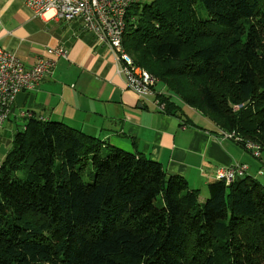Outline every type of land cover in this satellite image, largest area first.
<instances>
[{
	"label": "trees",
	"instance_id": "16d2710c",
	"mask_svg": "<svg viewBox=\"0 0 264 264\" xmlns=\"http://www.w3.org/2000/svg\"><path fill=\"white\" fill-rule=\"evenodd\" d=\"M122 47L160 112L182 109L157 86L264 151V0L135 2ZM0 264H264V189L213 181L200 203L138 152L31 118L0 163Z\"/></svg>",
	"mask_w": 264,
	"mask_h": 264
},
{
	"label": "crops",
	"instance_id": "0c3cea01",
	"mask_svg": "<svg viewBox=\"0 0 264 264\" xmlns=\"http://www.w3.org/2000/svg\"><path fill=\"white\" fill-rule=\"evenodd\" d=\"M56 47H63L67 58L56 61L36 90L15 97L0 129V163L29 120L21 114L28 112L32 119L61 123L122 151L138 152L202 195L218 168L234 164H246V175L264 189V151L254 159L199 114L173 116L138 99L108 46L85 31L79 19L57 23L49 14L34 15L21 0H0L1 51L28 69Z\"/></svg>",
	"mask_w": 264,
	"mask_h": 264
},
{
	"label": "built area",
	"instance_id": "2783aa9c",
	"mask_svg": "<svg viewBox=\"0 0 264 264\" xmlns=\"http://www.w3.org/2000/svg\"><path fill=\"white\" fill-rule=\"evenodd\" d=\"M21 2L36 16L49 14L53 22H71L79 19L85 31L90 32L99 43H105L116 63L120 66L118 73L124 76L126 86L138 99L149 102L159 111L164 105L156 95L153 87L156 80L143 69L133 65L132 60L124 52L122 37L125 28V17L135 0H21ZM68 52L63 47L50 48L45 56L33 67L25 68L14 55L0 50V129L7 122L15 97L21 92H31L38 88L45 76L54 69L58 59H66ZM239 107L235 106L234 111ZM21 117L31 119V113H22ZM41 122L44 120L39 119ZM224 139H230L243 146L254 159H259L260 147L251 142L243 141L231 135L224 134ZM246 164H234L227 168H218L214 181L230 184L236 178L246 176Z\"/></svg>",
	"mask_w": 264,
	"mask_h": 264
},
{
	"label": "rangeland",
	"instance_id": "374dc122",
	"mask_svg": "<svg viewBox=\"0 0 264 264\" xmlns=\"http://www.w3.org/2000/svg\"><path fill=\"white\" fill-rule=\"evenodd\" d=\"M136 2H138L139 3V5H144V4H148L150 1H152V0H135ZM124 50V49H123ZM145 71V70H144ZM146 72V71H145ZM148 73V72H147ZM149 74V73H148ZM152 78H153V76L151 75V74H149ZM158 87V89H159V87L160 86H157ZM157 87H156V89H157ZM161 88V87H160ZM131 91V90H130ZM163 91V94H164V96H166V98H170L172 101H174V102H176L178 105H179V107L182 109V112L184 113V114H189L190 116H191V113L193 114V115H197L198 116V114L200 115V113H199V111H197L196 109H193V108H190V107H187V106H185V105H183V104H181L180 102H179V100L175 97H173V96H171L168 92H166V90H165V88L162 90ZM235 107V106H234ZM233 107V108H234ZM192 110H193V112H192ZM201 116V115H200ZM1 146H4V143H2V145ZM85 181H87V182H90V179L89 178H87V177H85ZM206 195V194H205ZM205 195H202L201 194V192H199V202L200 203H202L206 198H207V195L205 196Z\"/></svg>",
	"mask_w": 264,
	"mask_h": 264
}]
</instances>
